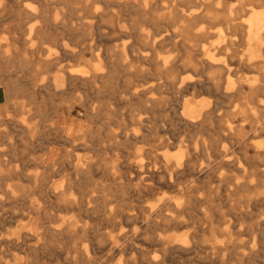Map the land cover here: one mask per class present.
<instances>
[{
	"label": "rangeland",
	"instance_id": "obj_1",
	"mask_svg": "<svg viewBox=\"0 0 264 264\" xmlns=\"http://www.w3.org/2000/svg\"><path fill=\"white\" fill-rule=\"evenodd\" d=\"M134 2L138 0H0V105L5 107L0 119V264H85L87 260L83 257L87 256L91 259L90 264H146L148 259L161 260V264H264V174L256 172L264 166V153L258 159H250L235 145L224 153V158H230L231 163L216 166L212 162L214 151L210 146L217 137L216 131L223 120L221 116L225 117L245 104V116L232 118L233 125L243 127L248 142L257 145L251 153H262L264 131L258 130L254 138L250 123L254 116L264 120V93L252 99L227 98L221 93L229 91L225 85L217 90L212 85L215 80L207 78L213 74L211 69L196 71L191 65H183L187 58L200 59L206 54L187 53L188 48L172 45L152 46L155 22L159 19L150 20L141 15L139 9L133 7ZM262 7L263 2L256 3L245 11L232 13L229 18L241 25L252 11ZM224 22L223 18L203 19L202 24L207 28L203 40L220 41L219 44L224 45L231 39L235 44L228 50L221 46L208 47L206 51L211 50L217 59H222L234 81L263 83L264 78L253 63L264 66V33L258 40H253L238 59L233 53L242 49L240 34L237 30L225 29ZM29 27L34 28L31 33H27ZM166 32L171 34L169 30ZM164 60L165 64L162 63ZM165 67L170 69L167 71ZM182 79L204 82L195 95H198L196 99L209 101L210 107L215 109L212 117L198 127H184L176 113V99L182 93L167 85L156 91L163 101L154 114L158 125L168 126L162 133L164 136L183 141L186 156L180 181L195 185V201L200 206L190 210L192 218L197 220L206 214L216 221L214 232L219 242L214 253L209 257L205 253L208 249L199 253L194 250L164 253L161 246L145 244L141 240L126 244L120 252H113L94 241L75 245L74 241L56 243L45 239L41 235L39 215L29 204L41 200L43 191L40 189L45 182L40 165L45 156L49 154L52 158L55 152L61 154L65 145L61 137H56L55 141L51 134L42 135L49 131L47 124L56 127L52 130H61L57 134L70 129L72 137L76 136L80 124L89 126L97 138L93 147H76L77 150L71 152L93 155L95 159L103 152L107 157L114 154L117 156V173L123 174L124 162L137 160L146 164L151 159L142 150L156 148V142H145L140 138L112 148L106 145L110 131L132 127L126 118L129 103L124 101V83L182 82ZM76 82L103 83L80 86ZM192 91L191 88L183 92L184 97H190ZM10 96L16 105L13 108L10 107ZM148 96L150 93L146 94ZM68 104L73 107L65 112ZM86 106L98 115L78 114ZM53 115L57 116L54 118ZM148 115V112L143 113L142 125H149L145 122ZM29 127H33L31 133ZM86 137L83 141L89 143ZM66 144L65 147L70 149V144ZM132 154L138 155L137 158L130 156ZM189 167H194L195 173L190 172ZM208 167L211 171L207 174ZM60 176L56 174L51 178L60 179ZM104 179L94 170L87 181L100 184ZM109 193L115 208L136 201L131 194H126L122 201L117 192L110 190ZM166 194L169 196L174 192L165 190L157 196ZM147 203L144 199L142 205ZM89 223L94 224L95 220H89ZM30 224L35 237L28 235ZM191 227L172 230L177 235H184ZM121 231L129 236L132 225L124 223ZM70 250L72 254L67 255Z\"/></svg>",
	"mask_w": 264,
	"mask_h": 264
},
{
	"label": "bare ground",
	"instance_id": "obj_2",
	"mask_svg": "<svg viewBox=\"0 0 264 264\" xmlns=\"http://www.w3.org/2000/svg\"><path fill=\"white\" fill-rule=\"evenodd\" d=\"M261 2H263V7L260 10L252 11L244 24L239 25L233 22L235 19L229 18L232 13L245 11L247 7ZM133 7H137L141 15L148 16L150 20L153 18L159 19V21H154L156 34L153 36L152 46L172 45L173 47L188 48L189 51L187 53L196 51L199 54H206V57L200 59L187 58L183 60V65H191L196 71L201 68H205V70L211 69L213 74L207 76V78L215 80L212 85L217 90L218 87L225 85V88L229 90L228 92L221 91L225 97L237 96L242 99H252L256 95L264 93V82H243L239 79L237 82L234 81L230 77L229 70L223 64L222 59H217L211 50L206 51L208 47L211 49L221 46L228 50L235 43L231 39H228L224 45L219 44L220 41L204 42L203 38L207 34V28L202 24L203 19L217 20L223 18L225 29L237 30L242 40V49L236 50L233 55H236L239 59V54L253 40H258L264 33V0H138L137 3H133ZM33 29V27H29L27 33H31ZM168 30L171 34L166 32ZM221 31L219 30V32ZM162 32L166 33L162 35ZM178 37H180L179 40L177 39ZM162 63L165 64L166 60ZM253 65L261 72L264 78V66L259 62H255ZM165 68L167 71L170 69L169 67ZM82 76L87 77L86 74H82ZM220 79H223V82H219ZM55 83L60 84V82ZM76 83L77 85L85 86L102 84L103 82ZM124 85L126 96L124 101L129 103L126 118L132 127L129 129L123 128L119 132L110 131L105 141L106 145L112 148L114 145H123L139 138L145 142H156L154 144L156 146L155 149L151 147L142 150L151 160L146 164L137 160L133 162L126 161L123 165L125 173L118 174L117 156L114 154L107 157L103 152L98 159H95L93 155L90 157L89 155H79L77 152H71V150L76 151V147L81 149L93 147V143L97 138H94V131L89 126L82 127V124H80L76 136L72 137L69 135L70 129L62 134H57L61 130L59 132H57L58 130H52L56 127L51 126L50 123L47 124L49 131L46 130L42 135L48 136L51 134L55 141L56 137H61L65 145H67L66 143L70 144V149H67L63 144V148L61 147L63 152L61 154L55 152L52 158H49V154L46 155L44 162L40 165L45 182L40 189L43 193L40 202H31L29 207L34 213L39 215L42 229L41 235L45 239L56 243L68 240L74 241L76 245L82 242L94 241L97 245H103L104 249L108 248V250L113 252H120L125 249L126 244L131 245L133 242L141 240L145 244L161 246L164 253L174 250H194L199 253L204 249H208L205 253L209 257L214 253L219 242L214 232L216 221L206 214H204L203 218H198L197 220H194L190 215V210L196 209L200 206V203L195 201V185H187L180 181L179 174L183 172L181 167L186 156L185 147L182 144L183 141L181 139L174 141L170 137L164 136L162 133L168 130V126L158 125L154 114L156 107L163 101L156 94V91L167 85L177 93H182L176 99L178 102L176 113L178 120L181 121L183 126L198 127L202 125L215 112V109L210 107L207 99H196V96H198L195 95L196 90L203 87L204 82L182 79V82H125ZM191 88L193 91L190 92V97H184L183 92L190 91ZM148 93H150V96L146 97ZM1 96L2 93L0 92V98ZM14 105L15 102H11L10 96V107L13 108ZM71 106L68 104L65 112H69L68 110L73 107ZM245 111L244 104L238 110H233L226 114L225 117L221 116L223 120L219 126L220 128L216 131L217 134L215 133L217 137H214L210 144L214 151L212 155L214 165L218 166L225 162L231 163L229 162L230 158L227 160L224 158V153L235 145L242 150L247 158L258 159L263 155L264 150L262 153L258 151L254 154L251 153L252 150L257 148V145L248 142L249 138L245 137V131L242 132L243 127L240 128L233 125L232 118L238 117L242 119L245 116ZM59 112L61 113L60 109ZM146 112L149 115L146 117L145 122L147 121L149 125H144V123L142 125L141 122L144 120L142 115ZM4 113L5 107L0 105V119L3 118ZM78 114L86 117H96L98 115L97 112H93L87 106L85 110L78 112ZM250 128L253 130L252 133L254 135L252 136L254 137L258 130L264 131V120H261L260 116H254L252 123H250ZM31 131H33V127L28 128V132L31 133ZM220 135L225 141L222 140ZM82 137L83 140L86 137L90 142L87 143V141L86 144L81 139ZM98 150L100 151L101 149ZM136 154L130 156L136 159L138 156ZM262 167L261 170L256 168L258 174H264V166ZM188 169L190 172L195 173L194 167H189ZM94 170L104 176V183L90 184L87 181ZM210 171L211 168L207 169L205 173L208 174ZM56 174L61 175L60 179L51 178ZM110 190L117 192L119 194L118 197L122 201H124L126 194H131V196L136 198V201L127 202L115 208L112 204L113 199L109 193ZM165 190L174 192V194L157 196L159 192ZM144 199L148 201L146 205H142ZM89 220H95V223L90 224ZM124 223L132 225V233L129 236L121 231ZM189 225H192V227L188 234L177 235L178 233L175 234V231L172 230L180 227L187 228ZM117 230L118 232H116ZM33 232V225L30 224L28 235L35 237V232ZM72 252L71 250L68 251L67 255L72 254ZM145 257L148 258V256ZM83 258L87 260L85 264L91 261L89 256ZM145 263L161 264L162 262L161 260L148 259ZM119 264L121 263L119 262Z\"/></svg>",
	"mask_w": 264,
	"mask_h": 264
}]
</instances>
